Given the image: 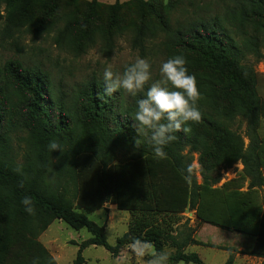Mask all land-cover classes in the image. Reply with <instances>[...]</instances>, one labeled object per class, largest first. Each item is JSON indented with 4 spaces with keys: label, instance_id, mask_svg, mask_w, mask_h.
<instances>
[{
    "label": "trees",
    "instance_id": "1",
    "mask_svg": "<svg viewBox=\"0 0 264 264\" xmlns=\"http://www.w3.org/2000/svg\"><path fill=\"white\" fill-rule=\"evenodd\" d=\"M74 1L83 3L88 10L75 42L80 47L93 44L96 30L93 20L97 14L123 21L125 13L131 10L137 23H147L152 18L159 20L158 32L169 40L165 45L168 55L182 52L188 61V69L193 59L197 58L211 70V74L191 73L196 80L199 78L201 86L198 88L201 99L197 106L202 119L196 124L189 122L192 131L186 141L182 140L181 133L176 134L177 140L165 149L166 159L147 152L113 164L106 155L104 145L98 144L104 142L109 134L104 117L110 112L112 94H105V82L92 78L79 93L84 125L80 131L82 144L76 150L68 138L61 137L70 118L61 99L57 100V123L50 126L45 122L47 100H56L48 73L39 67L25 68L17 61L9 60L0 68V98L9 96L7 85L11 80L16 86L14 95L27 102L29 122L26 130L32 138L35 153L28 155L20 168L11 163L0 166V211L5 209L10 216L22 217L27 213L21 200L29 196L36 209L31 218L41 223L40 230L53 220H61L76 231L85 229L90 237L78 248L73 264L84 263L81 253L88 246L102 247L111 255H117L121 248L131 243L132 237L150 240L157 251H163L165 238L174 239L166 230L164 220L159 221L155 216L163 214L170 218L188 210L194 211L200 224L253 239L249 254L264 259V200L260 192L264 188V135L257 133L262 105L255 89L257 75L253 67L241 63V51L231 25L234 22L236 30L243 35L247 34V29L260 35L264 28V0H232L226 13L228 24L216 16H198L174 29L170 26L169 16L180 0H168L167 4L162 0H126L121 3L117 0L114 4H103L97 0ZM0 3L4 9V15L0 11L2 40L15 44L22 36L36 38L45 32L47 24L44 21L33 24L30 0H0ZM24 17L25 21L18 19ZM15 19L16 23L13 22ZM136 32L134 45L144 51V42L152 31L141 26ZM73 33V24L67 21L60 37L69 41ZM249 39L253 43L256 37L253 35ZM213 72L223 73L227 85L223 86ZM136 98L140 100L143 97L138 95ZM228 102L233 106L234 113L247 121L246 147L242 140L236 142L237 136L228 133L222 121L218 124L212 122V115L203 111L205 106L217 109L215 103H219L225 116ZM136 109L137 106L127 108L125 115L135 118ZM198 124L203 127V132L195 130ZM117 126L124 129L120 122ZM221 138L229 151L225 153L222 164L229 167L240 161L243 169L239 178L217 186L220 179L210 174L218 167V160L213 159L209 167H205V160L212 157L210 148L225 145ZM53 139H59L67 149L62 153H50L48 145ZM183 147L199 153V165L203 168L201 184L193 175L192 159L181 155ZM69 153L71 163L67 159ZM17 169H21L22 173ZM65 178L74 187L72 198L69 197V190L62 186ZM243 180H247L245 190ZM105 204L132 214L127 231L113 246L107 243L103 227L87 217ZM186 245L182 243L181 246ZM168 256L170 264H203L196 253H184L181 248ZM41 258L40 264H53L44 251ZM224 264H233L232 257L229 256Z\"/></svg>",
    "mask_w": 264,
    "mask_h": 264
},
{
    "label": "rangeland",
    "instance_id": "2",
    "mask_svg": "<svg viewBox=\"0 0 264 264\" xmlns=\"http://www.w3.org/2000/svg\"><path fill=\"white\" fill-rule=\"evenodd\" d=\"M97 1L103 4H114L117 0ZM118 1L121 3L126 0ZM231 1L180 0V4L170 13V26L174 29L180 23L198 16L208 18L216 16L220 20H226L228 24L226 13L227 8L231 6ZM162 2L167 4L168 0H162ZM30 4L33 24L37 25L44 21L47 24L46 30L36 38L22 36L15 44L10 40H2L0 37V68L7 61L12 60L17 61L22 67L31 69L39 67L48 73L56 100H47L45 122L50 126L57 123V100L61 99L70 117L68 126L62 131L61 137L68 138L70 144L75 145L76 150L82 144L80 131L84 125V118L80 112L79 93L87 82L92 78L104 81L106 69H110L114 76L122 75L125 67L140 57L151 64L152 79L145 86L149 87L161 78L160 66L168 59V56L183 55L182 52H173L168 55L165 45L169 40L164 34L158 32L159 20L152 18L147 20V23H137L134 11L131 10L125 13L123 21L111 20L108 15H95L94 42L90 46L80 47L75 42L82 31L80 26L88 11L83 3L74 0H30ZM0 11L4 15L2 3H0ZM18 19L25 21L26 17ZM67 21L71 22L74 28V33L70 34L73 36L68 39L69 41L60 37V31ZM13 22L16 23L17 20ZM231 25L241 51V63L253 67L257 75L255 89L262 105L257 133L262 136L264 135V28L260 35H255L250 29H247V34L243 35L236 30L234 22ZM141 26L148 27L152 31L148 33V38L144 42V51L134 45L136 30ZM253 35L256 40L251 43L249 38ZM189 73L211 74V70H208L206 64L196 58L191 62ZM213 75L222 81L220 83H223V86L227 85L223 73L213 72ZM198 80L199 78L197 87L200 88ZM15 89V84L9 80L7 85L9 96L5 99L0 98V166L11 163L20 168L26 157L35 151L32 138L26 130L29 122L27 102L14 95ZM136 99V96L129 95L124 89H119L112 94L110 112L104 117L109 127V134L105 136L104 142H98V144L104 145L106 155L113 164L123 163L152 152L148 137L142 132H137L134 118H128L125 115L127 108L137 106ZM215 105L217 109L212 110L205 106L203 111L212 115L213 118L210 119L212 122L218 124L222 121L228 133L237 136L236 142L240 143L242 140L246 147L248 144L245 138L247 121L234 113L230 102L226 103L228 108L225 116L222 115L219 103ZM119 122L124 129H119L117 126ZM195 130L203 132V127L198 124ZM181 134L183 141L191 137V133L185 135L181 132ZM221 140L225 145L210 148L212 157L205 160V167H209L213 159L218 160V167L210 174L211 177L220 179L217 186L239 178L243 169L240 161L229 167L222 164L225 161L223 160L225 153L229 151L225 140L223 138ZM181 155L192 159L193 175L196 182L201 184L203 168L199 165V153L190 151L189 147H183ZM67 159L69 163L72 162L70 153ZM242 183L245 190L247 180H243ZM62 186L69 190V197L72 198L74 187L71 182L65 178ZM260 192L264 200V188H261ZM78 212L83 211L78 210ZM87 217L103 227L107 243L113 246L115 241L127 231L132 214L118 210L114 205L105 204L102 208L87 214ZM155 217L159 221L164 220L166 230L174 239L165 238L163 251H166L168 255L175 254L181 248L184 253H196L203 264H224L229 256L232 257L233 262L237 259L239 264L254 260L249 254L253 239L240 233H230L200 224L195 218L194 211L188 210L170 218L163 214ZM40 229L41 223L28 214L19 217L10 216L5 209L0 211V264H33L34 260L40 264L42 251L52 259L53 264H73L78 248L90 237L85 229L73 230L61 220H53L44 230ZM182 243L187 245L182 247ZM81 256L84 260L83 264H146L148 259L135 256L129 245L121 248L117 255H111L102 247L88 246L82 250Z\"/></svg>",
    "mask_w": 264,
    "mask_h": 264
},
{
    "label": "clouds",
    "instance_id": "3",
    "mask_svg": "<svg viewBox=\"0 0 264 264\" xmlns=\"http://www.w3.org/2000/svg\"><path fill=\"white\" fill-rule=\"evenodd\" d=\"M188 61L181 55L168 58L160 66V79L145 86L152 79L151 64L137 57L134 63L127 65L121 74L114 76L110 69L104 72L105 94L111 95L124 89L131 96L141 95L135 112L134 126L137 132L148 137L152 152L159 159H166V147L177 140V133H191L189 122L198 123L202 113L197 106L201 93L194 75L189 74ZM49 151H65V145L59 139H53L48 145ZM22 173L21 169H17ZM23 210L30 216L36 214L34 202L29 196L21 200ZM129 248L140 258L147 257L146 264H168V253L157 251L152 241L132 237ZM33 264H38L34 260Z\"/></svg>",
    "mask_w": 264,
    "mask_h": 264
},
{
    "label": "crops",
    "instance_id": "4",
    "mask_svg": "<svg viewBox=\"0 0 264 264\" xmlns=\"http://www.w3.org/2000/svg\"><path fill=\"white\" fill-rule=\"evenodd\" d=\"M212 227V226H211ZM254 260L253 261H245V262H243L244 264H264V259H262V258H256V257H252ZM249 262V263H248ZM233 264H239L238 262H237V259H235L234 260V262H233Z\"/></svg>",
    "mask_w": 264,
    "mask_h": 264
}]
</instances>
